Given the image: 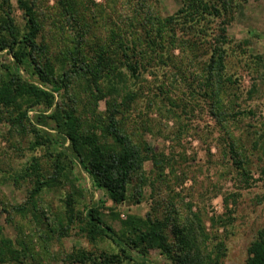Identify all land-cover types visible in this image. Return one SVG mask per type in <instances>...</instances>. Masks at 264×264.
I'll return each instance as SVG.
<instances>
[{
	"label": "rangeland",
	"instance_id": "374dc122",
	"mask_svg": "<svg viewBox=\"0 0 264 264\" xmlns=\"http://www.w3.org/2000/svg\"><path fill=\"white\" fill-rule=\"evenodd\" d=\"M7 1L22 23L17 0ZM35 1L43 24L40 40L47 45L49 57L58 61L74 26L60 15L55 0ZM77 1L85 13L79 26L88 25L91 41L101 38L107 43L112 28L131 30L126 22L144 0ZM146 1L162 16L182 6V0ZM229 12L208 15L192 25L204 39L178 31V36L190 38L196 46L180 47L179 43L170 66L151 67L152 72L129 79L136 95L123 106L118 119L126 136L148 144L156 158L151 155L144 162L122 203H114L96 189L77 160L71 163L75 182L62 179L46 184L30 198L37 178L45 180L51 175V161L43 147L32 146L31 135L13 128L8 114L0 113V245L3 239L10 240L0 264H85L80 259L82 252L100 262L106 254L120 251L111 239L90 238L76 223L67 235H60L57 222L66 220L65 198L75 188L82 189L73 193L76 211L103 199L102 215L116 230L129 214L163 218L170 212L172 218L185 217L192 203V210L202 212L212 257L221 241L226 249L220 264H246L249 246L264 228V0H234ZM137 30L142 33L141 23ZM217 36L229 41L224 45L228 53L225 77L232 80H226L219 106L205 77V64L211 46L218 43ZM11 61V55L2 51L0 72ZM24 75L32 77L26 71ZM67 84L55 92L56 100L74 103L83 131L107 141L103 135L112 98L97 91L91 96L85 79L77 75H71ZM47 87L53 88L51 84ZM35 158L36 173L32 169ZM169 239H174L172 232ZM149 257L153 264H172L156 249ZM91 258L85 259L86 264H92Z\"/></svg>",
	"mask_w": 264,
	"mask_h": 264
},
{
	"label": "trees",
	"instance_id": "16d2710c",
	"mask_svg": "<svg viewBox=\"0 0 264 264\" xmlns=\"http://www.w3.org/2000/svg\"><path fill=\"white\" fill-rule=\"evenodd\" d=\"M55 1L58 12L71 23V27L74 26L75 31L66 42L67 48L57 55L59 62L49 57L47 45L40 40L43 24L36 10V1L17 0V7L23 14L20 23L10 3L0 0V53L7 51L12 57L11 63L3 65L0 72V113L8 114L13 128L31 135L32 146L43 147L51 161V175L45 180H41V176L37 178L30 198L38 195L46 184L58 183L62 179L75 182L71 163L77 160L96 189H101L114 203H122L128 198L133 177L142 171L144 162L152 155L148 144L135 143L126 136L118 119L123 106L133 101L136 95L129 86V79H138L146 71L152 72L148 69L151 67L170 66L173 50L179 47V43L180 47L196 46L190 38L178 36V31L204 39L205 35L196 32L192 25L208 15L230 13L234 0H182V6L168 16L160 15L153 4L144 0L137 13L126 22L131 30L112 28L107 43L101 38L91 41L88 25L86 28L79 26L85 14L80 2ZM140 23L142 33L137 30ZM216 40L218 43L211 46L212 54L205 64V77L218 105L219 94L227 86L226 80H232L225 77L228 53L224 45L229 41L226 37L220 40L219 36ZM24 71L32 77H26ZM71 75L85 79L91 96L97 91L112 98L103 135L107 141L83 131L74 103L56 100L55 92L68 86ZM48 84L53 88L49 89ZM220 111L224 112L221 107ZM152 156L156 158L155 154ZM36 163L37 158L32 168L35 173L38 172ZM81 190L75 188L74 191ZM74 191L65 198L66 220L57 222L60 235H67L68 229L76 223L87 231L90 238L105 236L120 250L106 254L100 262L82 252L80 259L85 264V259L90 258L92 264H120L123 261L153 264L149 257L153 249L160 251L172 264H220L225 255V244L221 241L217 243L215 256L208 251L206 242L210 235L204 226L202 212L192 210V203L188 204L189 213L185 217L177 215L172 218L170 212L163 218L151 213L146 216L129 214L121 220L120 230H116L107 223L100 210V204L105 200L76 211ZM171 232L174 234L172 241L169 239ZM1 243L0 261H4L10 240L3 239ZM246 264H264V228L249 246Z\"/></svg>",
	"mask_w": 264,
	"mask_h": 264
}]
</instances>
